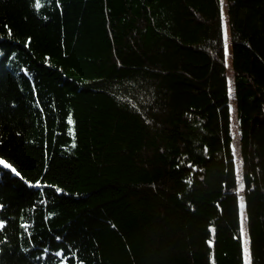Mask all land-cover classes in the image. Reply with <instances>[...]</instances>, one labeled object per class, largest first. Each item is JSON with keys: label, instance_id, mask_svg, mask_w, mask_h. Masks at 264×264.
Listing matches in <instances>:
<instances>
[{"label": "trees", "instance_id": "16d2710c", "mask_svg": "<svg viewBox=\"0 0 264 264\" xmlns=\"http://www.w3.org/2000/svg\"><path fill=\"white\" fill-rule=\"evenodd\" d=\"M0 159V264H264V0H0Z\"/></svg>", "mask_w": 264, "mask_h": 264}, {"label": "snow or ice", "instance_id": "6c2138e0", "mask_svg": "<svg viewBox=\"0 0 264 264\" xmlns=\"http://www.w3.org/2000/svg\"><path fill=\"white\" fill-rule=\"evenodd\" d=\"M221 2H222V0H221ZM37 6H39L38 3H37ZM224 39H225V46H224L225 62H227V55H228V51H227V39H228V37H227L226 27H225V32H224ZM231 93H232V89H231V87H229V94H230V96H231ZM0 165H2L4 168L11 169L12 172H14L16 175H19V172H17L16 169L12 167V165L8 164L3 159H0ZM189 183H190V181H189ZM241 207L243 208V203L241 204ZM241 233H243V221H242ZM247 255H248L247 249L245 248V256H246V262H245V264H250V262L247 260Z\"/></svg>", "mask_w": 264, "mask_h": 264}, {"label": "rangeland", "instance_id": "374dc122", "mask_svg": "<svg viewBox=\"0 0 264 264\" xmlns=\"http://www.w3.org/2000/svg\"><path fill=\"white\" fill-rule=\"evenodd\" d=\"M227 62H228V66H230L231 65V58H230V46H229V44H228V60H227Z\"/></svg>", "mask_w": 264, "mask_h": 264}]
</instances>
